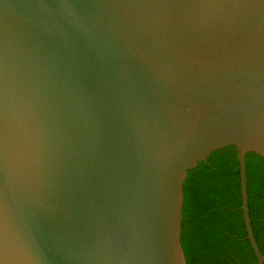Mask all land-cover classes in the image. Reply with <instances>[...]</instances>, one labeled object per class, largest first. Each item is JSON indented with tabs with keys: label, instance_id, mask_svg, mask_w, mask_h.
Wrapping results in <instances>:
<instances>
[{
	"label": "water",
	"instance_id": "obj_1",
	"mask_svg": "<svg viewBox=\"0 0 264 264\" xmlns=\"http://www.w3.org/2000/svg\"><path fill=\"white\" fill-rule=\"evenodd\" d=\"M264 158V0H0V264H187L188 172Z\"/></svg>",
	"mask_w": 264,
	"mask_h": 264
},
{
	"label": "trees",
	"instance_id": "obj_2",
	"mask_svg": "<svg viewBox=\"0 0 264 264\" xmlns=\"http://www.w3.org/2000/svg\"><path fill=\"white\" fill-rule=\"evenodd\" d=\"M248 212L264 256V158L246 155ZM181 246L187 264H255L240 210L234 147L212 153L188 172L183 187Z\"/></svg>",
	"mask_w": 264,
	"mask_h": 264
}]
</instances>
